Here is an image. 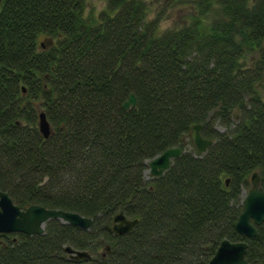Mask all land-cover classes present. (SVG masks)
I'll list each match as a JSON object with an SVG mask.
<instances>
[{"label": "trees", "instance_id": "1", "mask_svg": "<svg viewBox=\"0 0 264 264\" xmlns=\"http://www.w3.org/2000/svg\"><path fill=\"white\" fill-rule=\"evenodd\" d=\"M191 1V19L162 30L146 0H107L97 16L84 0H1L0 190L92 223L2 232L0 264H207L224 238L264 264V220L255 236L234 226L253 170L264 188V47L242 60L264 42V0ZM213 4L220 15L206 19ZM195 123L213 140L204 152ZM172 146L180 155L145 178L147 160ZM119 211L138 218L121 234Z\"/></svg>", "mask_w": 264, "mask_h": 264}, {"label": "water", "instance_id": "2", "mask_svg": "<svg viewBox=\"0 0 264 264\" xmlns=\"http://www.w3.org/2000/svg\"><path fill=\"white\" fill-rule=\"evenodd\" d=\"M136 102V96L131 91L122 105L124 108H129L130 106H135ZM37 126L45 138L50 135L51 126L43 110L39 111ZM201 126V123L193 124L189 135L195 148L199 152H204L212 144L213 140L201 134ZM181 152L182 148L180 146H172L151 157L147 162V169L151 176L161 174L169 167L171 160L180 155ZM227 182L228 178L226 179ZM241 204V211L234 224L235 229L241 235L255 236L257 235L255 225L260 224L264 220V188L260 184V174L257 170H253L250 174V186L243 195ZM54 217L83 228H89L92 223L91 216L83 215L77 211L50 208L37 203L21 207L13 202L6 191L0 190V233L18 231L27 234L41 233L44 230L45 222ZM137 221L138 218H128L122 211H119L113 217L112 229L118 234L125 233ZM246 247L247 244L244 240L232 241L224 238L218 244L207 264H248L245 258ZM108 249L109 245H106V250ZM65 251L72 258H88L91 256L88 250L77 249L71 245H66Z\"/></svg>", "mask_w": 264, "mask_h": 264}, {"label": "rangeland", "instance_id": "3", "mask_svg": "<svg viewBox=\"0 0 264 264\" xmlns=\"http://www.w3.org/2000/svg\"><path fill=\"white\" fill-rule=\"evenodd\" d=\"M148 3L149 13L148 18L157 17L159 29H166L174 26H180L187 23L191 19V15L195 12L194 3L191 0H146ZM85 3V13L92 14L97 16L98 13L106 6L107 0H84ZM219 8L217 5L213 4L210 7L208 13L204 16L206 19H210L215 16H219ZM40 40L42 42L46 39L41 36ZM264 47V42L258 46H245V52L242 60L246 64H251L258 56L259 50L261 47ZM264 83V82H263ZM264 91V86L261 87ZM235 118H238V110L233 111ZM220 129H223V126L217 125ZM186 148L189 145L185 146ZM148 167V165H147ZM146 167V168H147ZM145 178L151 177L148 169L144 171ZM243 187L242 195L245 194L248 187ZM98 251H103V247L98 248ZM88 263V262H86Z\"/></svg>", "mask_w": 264, "mask_h": 264}, {"label": "flooded vegetation", "instance_id": "4", "mask_svg": "<svg viewBox=\"0 0 264 264\" xmlns=\"http://www.w3.org/2000/svg\"><path fill=\"white\" fill-rule=\"evenodd\" d=\"M260 184H261V178H260Z\"/></svg>", "mask_w": 264, "mask_h": 264}]
</instances>
